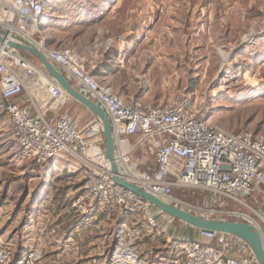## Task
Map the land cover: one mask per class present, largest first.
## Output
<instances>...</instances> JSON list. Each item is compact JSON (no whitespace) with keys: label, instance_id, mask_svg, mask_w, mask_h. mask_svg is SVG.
<instances>
[{"label":"rangeland","instance_id":"1","mask_svg":"<svg viewBox=\"0 0 264 264\" xmlns=\"http://www.w3.org/2000/svg\"><path fill=\"white\" fill-rule=\"evenodd\" d=\"M48 10L52 19L46 32L50 46L70 47L88 58L90 65H95L91 58L97 50L95 45L110 36L112 43L113 39L122 42L121 50L117 46L112 48L115 58L112 57L109 73L103 72L102 78H98L116 91L151 103H168L184 96L199 108L208 107L211 124L234 131L249 130L264 137V0H53ZM33 61L40 64L36 58ZM36 72L38 85L27 80L24 96L31 97L41 108L49 97L39 85L48 87L50 81L39 68ZM82 109L78 115L70 112L78 119V128L95 117ZM67 111L65 106L60 114L66 115ZM67 156L79 165L62 161L60 168L52 166L45 170L41 162L25 155L12 139L0 97V207L4 206V212H0V250L13 249L10 264H94V259L109 256L117 213L92 214L107 215L102 222L99 218L88 219L90 211L85 202L83 207L73 204L84 191L81 189L76 195L74 187L66 193L61 191L73 185L68 182L78 179V174L83 185L82 162L74 160V155ZM131 159L140 173L155 169V155L141 146L134 150ZM62 168L65 172L58 173ZM44 177L52 178V185L46 186L50 189L48 196L63 194L64 201L69 194L65 201L69 206L54 202V206L42 207L41 214L30 213V195L25 194H31ZM175 194L185 195L188 203L199 207L193 211L202 216L227 217L222 211L251 213L264 230V222L251 209L233 200L200 190L176 189ZM45 195L44 192L42 197ZM240 198L264 213V188ZM65 209H74L81 215V235L74 233L76 219L71 211L72 221L58 225V212L64 215ZM11 210H16L15 214L6 213ZM153 210L159 214V209L153 206ZM29 216L34 226L27 228L35 230L24 227ZM169 219V223L165 220L156 230L161 232L165 244L176 242L186 228L179 220ZM18 253L22 255L21 261Z\"/></svg>","mask_w":264,"mask_h":264},{"label":"built area","instance_id":"2","mask_svg":"<svg viewBox=\"0 0 264 264\" xmlns=\"http://www.w3.org/2000/svg\"><path fill=\"white\" fill-rule=\"evenodd\" d=\"M51 2L0 0V28L35 45L103 105L112 122L117 159L125 171L123 178L195 214L193 210L199 207L188 203L185 195L177 196L176 189L200 190L233 200L264 222V213L240 198L264 188V137L211 124L208 107L199 108L187 97L168 103L144 102L99 81L74 49L48 45L49 19L44 15ZM36 67L28 53L0 42V97L12 139L41 163L63 153L74 155L83 164L84 191L75 205L83 207L85 202L89 213H117L111 252L104 259H94V264H150L141 252V243L146 233L156 228V214L147 200L113 180L106 152L94 140L100 134V125L94 123L83 132L65 117L52 121L40 111L28 115L15 100L26 89L27 80L38 85ZM47 89L53 100L64 96L57 82L52 81ZM138 146L156 158V168L140 175L134 173L137 165L131 159ZM221 213L254 224L264 238L262 225L251 213ZM172 245L179 253V264H261L247 241L226 233L200 230L198 239L177 240ZM13 255L11 247H4L0 264H10Z\"/></svg>","mask_w":264,"mask_h":264},{"label":"crops","instance_id":"3","mask_svg":"<svg viewBox=\"0 0 264 264\" xmlns=\"http://www.w3.org/2000/svg\"><path fill=\"white\" fill-rule=\"evenodd\" d=\"M53 1V0H52ZM52 3V2H51ZM50 3V5H51ZM49 5V6H50ZM49 8V7H48ZM49 19V18H48ZM50 22H52V19L50 17ZM51 25V23H49L46 27V32L48 31V27ZM110 32L109 29H107V34ZM48 36V35H47ZM49 38V36H48ZM111 36L108 38L107 41H101L99 44L95 45V47L97 48L96 50V53H92L93 55H91V58L92 59V62L95 63V65H90V61L88 58L86 57H82L80 56L75 50L76 54L80 57V59L82 60V63L85 65V67L90 71L92 72V74L98 79V78H102L101 75H103L102 73L103 72H108V70H110L113 65V60H112V57L115 58V55L112 54V48L113 46H117V48H119V50H121V43L122 42H119V40H116V39H113V42L112 43V40H111ZM48 45L50 46V44L48 43ZM52 47V46H50ZM52 48H56V47H52ZM100 48L102 49V51L100 52ZM24 52V51H23ZM27 53V52H26ZM28 55L30 56V58L33 59V56L31 54L28 53ZM38 60V59H37ZM39 61V60H38ZM52 62V61H51ZM33 63L37 66V68H39L40 70H42L44 72V74L47 76V78L49 79L50 83H52V81L54 82H57L60 84V82L58 81V79L52 75L47 69L46 67H44V65L39 61V65L38 63H35L33 61ZM53 65L62 73V75L68 80V82L78 91L80 92L81 94H83L84 96H86L87 98H89L90 100H92L93 102L97 103L98 105H100L104 110L105 108L103 107V105L101 103H99L96 99H94L83 87H81L75 80L74 78L69 75L66 71H64L62 68H60L57 64H55L54 62H52ZM38 78H37V81L39 82V75L37 74ZM35 84V83H34ZM36 85V84H35ZM40 86V90L41 91H45L46 90V94L48 95L49 97V100L47 101V103H45V106L44 107H37L33 101V99L30 97L29 99H27V97L24 96V92L25 90L15 99L19 105L23 108V110L28 114V115H35L38 113L37 111V108L38 110L41 112V113H44L46 115V117L49 119V120H52L54 121V119L58 118V117H65L67 118L70 122H72L76 127L78 126V119H75L73 114L72 113H76L78 115V113H81L82 112V108H85L86 110H89V112H91L92 114H94V118L89 122L87 123L84 127L82 128H78L79 130L83 131V132H87L91 125H93L94 123H97L100 125L101 127V131H100V134L98 136H96L94 138L95 141H97L98 143L101 144L102 148L105 150L106 152V147L105 146V142H104V130H103V126H102V123L101 121L98 119L97 115L94 113V111H92L87 105H85L84 103H82L81 101H79L78 99H76L75 97H73L71 94H69L63 87L62 85L60 84V86L62 87L63 89V92H64V96L58 100H53L51 95L48 93V87L45 85V86ZM56 103L60 104L59 106H56ZM67 106L68 107V111L65 112L66 115H62L60 114V112L63 110V108ZM72 112V113H70ZM106 112V110H105ZM107 114V112H106ZM108 116V114H107ZM109 120H110V117L108 116ZM111 122V120H110ZM111 125H112V122H111ZM102 132V133H101ZM104 134V135H103ZM106 139V137H105ZM114 144H115V140H114ZM23 151V150H22ZM25 153V155L29 156L30 155L23 151ZM115 154H116V159H117V147L115 145ZM106 157H107V154H106ZM108 159V158H107ZM117 162H118V165H119V168H120V171L122 173V176L124 175L125 171L124 169L122 168L121 164L119 163L118 159H117ZM65 163H68V165H79V163L77 161H73V162H65ZM54 164L53 161H49V162H45V163H41L40 165L42 166L43 169H49L52 167ZM60 168L57 167V169ZM155 168H156V164H155ZM60 171L58 173H63L65 172V168H62V169H59ZM78 179H74V181L72 182L71 179L70 181L68 182V184L72 183L73 185H69V187H66L65 189L61 190L63 193H66L67 191L69 192L70 189L69 188H73L74 187V193L75 195L80 192V190L82 189V180H81V174H78ZM51 177H44V179H42V181L40 183H38V186L35 187V189H33L32 193H26L25 194V197H28V195H30V201L28 203V208H31V210H29L30 213L35 212V213H38V214H41V212L43 211V208L42 207H47L49 205H52L54 206L55 203L57 204H62V206H69V204H66L65 201L69 199V194L66 195L65 197L68 199H64V201H61L62 199V195L61 194H57V195H52V197L50 198V196H48L49 194H47V192L50 190L49 187L46 188L47 185L51 186L52 182H51ZM58 181H61L60 179H57ZM76 180V181H75ZM55 184V183H54ZM27 188V187H26ZM68 188V189H67ZM58 189V188H56ZM8 190V189H7ZM59 190V189H58ZM44 192L46 193V195L44 197H42L44 195ZM6 197V195H5ZM72 200V199H71ZM5 201V200H4ZM51 201H53V203L51 204ZM55 202V203H54ZM63 202V203H61ZM6 204H8L9 202H7V199L5 201ZM75 205V203H73ZM3 205V204H2ZM23 205L20 204V207H22ZM3 207L4 206H1L0 207V212L3 213L4 210H3ZM19 207V206H18ZM17 207V209H18ZM21 210V209H20ZM18 210V211H20ZM73 210V211H72ZM16 211V210H15ZM15 211H7L6 213H12L14 212L15 214ZM65 213L63 215V212H58V225H61L65 222H70L72 221V217L70 216V211L73 213V217L76 219L74 221V226H75V231L74 233L77 234L78 232V235H81L80 232H82V227H83V220H80L81 218V215L78 216L77 212L74 210V209H65L63 210ZM67 212H69V214H67ZM156 212V219H157V226L156 228L153 230V231H148L146 233V236L144 238V240L142 241L141 243V252L142 254L149 260L150 264H179L181 263V261L178 260V257H179V253L177 251V249H175V247L172 245L171 242H169V244H165V239H161V232L159 231H156L158 229H160V227L162 226V223L167 220V222L169 223L170 222V219H175L169 215H167L166 213H163L162 211L158 210L159 214H157V211ZM0 213V214H1ZM93 213H90V214H87V217L86 218H90L91 219H95V218H99V222H102V219H104L105 217L108 218L107 215L105 214H96L94 217L92 216ZM35 215V214H34ZM15 215H13L14 217ZM31 218V219H30ZM82 219V218H81ZM87 219V220H88ZM169 219V220H168ZM106 220V219H105ZM177 220V219H176ZM181 222V221H180ZM183 224H185L186 228L184 231L180 232L178 234V236L176 237V240H182V239H185V240H192V239H198L199 238V235H200V230L195 228V227H192L184 222H182ZM26 226H24L26 228V230H35L34 227H31L30 229L27 228V225H32L34 224L33 222V219H32V216H29L28 220L26 221ZM80 226H79V225ZM34 226V225H32ZM41 229H39V232ZM158 232V233H157ZM31 234V233H29ZM74 237L76 238V235H74ZM24 251V250H23ZM240 254V253H239ZM22 255L20 253L17 254V258L18 260L20 259V261L22 260ZM18 264V263H17Z\"/></svg>","mask_w":264,"mask_h":264},{"label":"water","instance_id":"4","mask_svg":"<svg viewBox=\"0 0 264 264\" xmlns=\"http://www.w3.org/2000/svg\"><path fill=\"white\" fill-rule=\"evenodd\" d=\"M0 42L7 43L9 46L20 51L27 52L38 59L44 67H46V69L58 79L62 87L69 94L94 111L103 126L106 137V154L111 165L112 178L115 183L139 195L163 213H166L167 215L203 232H221L242 238L250 244L261 264H264V238L260 229L254 224L230 217L211 218L197 215L181 207L168 203L158 196L148 192L141 186L124 179L116 159L113 127L105 110L100 105L78 92L53 65L51 60L35 45L25 41L17 35L10 34L7 30L1 28Z\"/></svg>","mask_w":264,"mask_h":264},{"label":"bare ground","instance_id":"5","mask_svg":"<svg viewBox=\"0 0 264 264\" xmlns=\"http://www.w3.org/2000/svg\"><path fill=\"white\" fill-rule=\"evenodd\" d=\"M50 10H47V14H45L44 16H47V18H49V16H48V12H49ZM40 50V49H39ZM41 51V50H40ZM36 69H37V67H36ZM97 129V127L95 128V130ZM70 156H67V154H60L59 156H57V157H55L54 159H53V162H54V164H53V166H59V164H61L62 163V161H67V162H70V161H73V160H71L70 158H69ZM75 159H77V158H74V160ZM136 175H140V173L139 172H137V171H135L134 172Z\"/></svg>","mask_w":264,"mask_h":264}]
</instances>
